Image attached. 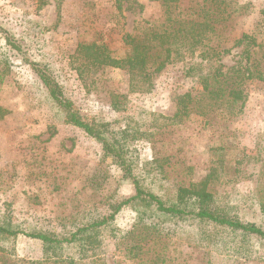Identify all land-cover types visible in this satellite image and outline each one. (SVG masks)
<instances>
[{
  "label": "rangeland",
  "instance_id": "374dc122",
  "mask_svg": "<svg viewBox=\"0 0 264 264\" xmlns=\"http://www.w3.org/2000/svg\"><path fill=\"white\" fill-rule=\"evenodd\" d=\"M190 1L180 0V4ZM237 1L245 9L224 44L231 47V52L220 57L225 66L242 50V46H234V37L247 33L256 43L264 44V0ZM122 7L129 9L117 11L114 0H0V107L6 111L0 118V223L23 233L41 223L60 228L82 211L101 207L111 195L134 193L127 174L95 140L63 123L23 57L50 64L64 92L85 118L118 120L121 114L135 115L140 109L172 115L173 96L199 86L197 80L182 76L180 63H171L153 76L151 92L129 91L128 73L119 68L98 74L96 83L85 90L70 64L76 45L95 40L106 44L113 55L123 54L124 33L133 32L142 19H156L162 13L156 0H124ZM6 36L20 49L12 48ZM244 90V109L228 122L204 123L195 116L155 131L148 140L128 138L127 157L132 171L141 175L142 186L165 197L179 184L206 181L207 189L217 194L262 196L264 80L247 79ZM111 97L120 102L122 112L112 109ZM153 159L157 162L149 164ZM155 165H162V173L156 172ZM215 166L216 172L209 177ZM134 219V211L124 207L114 224L129 230ZM186 237L191 236L150 244L166 259L162 264H264V248L254 258H233ZM123 246L106 236L102 240L104 264H139L126 256ZM8 247H12L9 254L0 251V264H21L40 253L37 243L24 234L8 242Z\"/></svg>",
  "mask_w": 264,
  "mask_h": 264
},
{
  "label": "trees",
  "instance_id": "16d2710c",
  "mask_svg": "<svg viewBox=\"0 0 264 264\" xmlns=\"http://www.w3.org/2000/svg\"><path fill=\"white\" fill-rule=\"evenodd\" d=\"M123 1L114 0L117 11L129 9L122 7ZM156 1L161 4V16L142 19L133 32H125L123 54L113 55L102 42L84 41L76 45L70 64L87 91L96 83L98 74L119 68L128 73L129 91L147 93L155 87V74L167 64L180 63L182 76L197 80L199 86L173 96L172 115L140 109L135 115L123 113L118 120L85 118L64 92L50 64L23 57L63 123L77 127L95 140L104 154L127 174L134 193L127 197L111 195L101 207L82 211L61 223L60 228L41 223L23 233L8 223H0V251L9 254L12 247H8V242L18 234H24L39 246V255L23 259L21 264H104L102 240L106 236L114 238L117 245L124 243L126 256L139 264L143 260L162 264L166 259H161V251L150 243L184 234L190 235L186 239L198 246H209L224 256L250 259L262 252L264 194H217L202 181L179 184L162 197L146 190L141 175L132 171L126 149L128 138L148 140L155 131L195 116L204 123L228 122L244 109L245 81L253 77L264 80V44L256 43L250 34L242 33L232 39L234 46H242V50L231 65L225 66L220 61L222 54L231 52V47L224 44L230 39L235 19L245 9L243 4L237 0H192L184 6L180 0ZM261 13L264 17V8ZM5 39L12 48L20 49L12 37ZM110 105L122 112L120 102L114 97ZM5 112L0 107V118ZM156 162L153 159L149 164ZM154 167L159 170L157 173H162V165ZM216 170L213 167L209 177ZM124 207L135 213L129 230L114 224L117 213ZM261 255L264 258V251Z\"/></svg>",
  "mask_w": 264,
  "mask_h": 264
}]
</instances>
